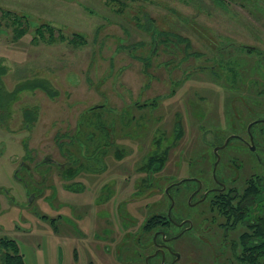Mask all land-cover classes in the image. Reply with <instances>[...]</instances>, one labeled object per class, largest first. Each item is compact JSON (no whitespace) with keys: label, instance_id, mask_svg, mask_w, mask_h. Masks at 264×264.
Masks as SVG:
<instances>
[{"label":"rangeland","instance_id":"374dc122","mask_svg":"<svg viewBox=\"0 0 264 264\" xmlns=\"http://www.w3.org/2000/svg\"><path fill=\"white\" fill-rule=\"evenodd\" d=\"M0 72L7 91L34 78L57 91L0 109V264L12 241L24 264H57V239L94 231L142 259L158 214L190 221L175 264H247L234 243L264 219V122L254 151L229 134L264 120V0H0ZM152 155L165 160L148 172ZM251 175L260 191L235 226L209 210L217 192L191 206L194 182L170 187L219 179L234 198Z\"/></svg>","mask_w":264,"mask_h":264},{"label":"flooded vegetation","instance_id":"af4514ba","mask_svg":"<svg viewBox=\"0 0 264 264\" xmlns=\"http://www.w3.org/2000/svg\"><path fill=\"white\" fill-rule=\"evenodd\" d=\"M257 121H260V119H254L249 123V126L247 125L245 129L247 139L242 135H239L237 131L229 134V137L236 139L245 148L254 151L256 149V145L254 144V131H252V127ZM209 133L212 136L210 144L213 146V149L214 147H217V150L219 151L224 149L231 139L227 140L226 144L222 146L225 143V140L223 143H220L217 141V137L214 135V132L209 130ZM252 147L254 148L252 149ZM220 159H218V161H220ZM185 182H194L193 189L190 192L189 201L194 197L199 196L190 203L191 206H195L199 202L205 200L211 193H223L226 189L225 183L219 179L214 180L215 185L211 187H204L203 183L195 177L182 178L176 182V184L170 185V187L177 185V183L179 185L180 183ZM167 220L170 224H166L164 221L165 225L162 228L168 229V231L158 229L153 232L152 245L155 249L151 254L144 256L142 259L138 255L137 257L130 259L129 246L127 245V242L119 245L120 252L117 248L116 253H114L110 247L111 243H113L112 238L102 237L94 231L91 237L81 238V240L74 239V241H66L64 239L63 242L62 239H57L56 248L59 253H56L58 257L56 262L57 264H139L141 262L142 264H152L150 261V259H152L151 257H159V264H175L180 255L175 250L174 244L171 242L179 235H182V233L189 228L190 221L186 218L178 222L174 221L172 218H167ZM172 226L178 228L173 234L169 232ZM105 234H107V232Z\"/></svg>","mask_w":264,"mask_h":264},{"label":"trees","instance_id":"16d2710c","mask_svg":"<svg viewBox=\"0 0 264 264\" xmlns=\"http://www.w3.org/2000/svg\"><path fill=\"white\" fill-rule=\"evenodd\" d=\"M46 28L51 30V26L42 25L39 27L38 31ZM3 71V70H2ZM0 72V76H1ZM233 75V74H232ZM40 88L46 91L49 95H56L57 91L51 89V84L46 79L34 78L23 81V83L17 84L12 91H7L4 89L2 81L0 79V109H4L6 105L14 98L15 94L23 89H36ZM36 113H31L30 110H24L25 120L28 122L34 121L36 118ZM261 122L264 120L257 121L253 124L254 128L260 129L258 126L261 125ZM179 124V123H178ZM177 123L174 125V137L175 139L179 138L181 135L180 126ZM261 127V126H260ZM158 157H154V155L147 157L146 162L142 166L146 171H154L162 167L163 162L165 160V155H163L159 160V166L157 169L153 167L155 163L158 162ZM259 177L255 175H251L246 180L245 188L242 192H239L235 195V197H229L225 192L215 194V197H212L210 200L209 210L218 212L222 214L226 220L227 224L230 226H235L237 223L241 224L245 219L248 205L243 204L246 196H256L260 191V181ZM231 192V191H230ZM156 218H161V220H165L166 224H170L167 220L166 214H158L156 216H152L146 222L145 229H149L154 225L165 224L161 222V220H156ZM253 221L252 224L247 225V228L239 234V238L237 242L234 243V246L239 248L241 253V257H244V262L247 264H261L264 263V219L258 215L253 216L252 219L247 220ZM150 221V223H149ZM8 247H10L11 251L6 254V257L3 256V264H24L22 257L18 254V248L15 242L9 243ZM233 247V246H232Z\"/></svg>","mask_w":264,"mask_h":264},{"label":"water","instance_id":"95a60500","mask_svg":"<svg viewBox=\"0 0 264 264\" xmlns=\"http://www.w3.org/2000/svg\"><path fill=\"white\" fill-rule=\"evenodd\" d=\"M97 107H99V106L96 105V106L92 107L90 110H92V109H94V108H97ZM248 126H249V125H248ZM227 140H228V138L225 140V143H224L222 146H224V145L226 144ZM253 148H254V147H252V149H253ZM216 151H217V147H214V153H216ZM218 159H219V157L217 156L216 162L218 161ZM216 162H215L214 165H216ZM14 174L16 175V172H15ZM29 200H31V198H29Z\"/></svg>","mask_w":264,"mask_h":264}]
</instances>
